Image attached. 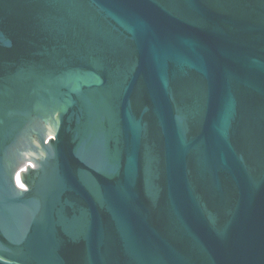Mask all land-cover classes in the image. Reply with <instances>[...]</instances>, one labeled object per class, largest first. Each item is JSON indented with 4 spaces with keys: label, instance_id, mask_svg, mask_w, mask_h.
I'll use <instances>...</instances> for the list:
<instances>
[{
    "label": "water",
    "instance_id": "water-1",
    "mask_svg": "<svg viewBox=\"0 0 264 264\" xmlns=\"http://www.w3.org/2000/svg\"><path fill=\"white\" fill-rule=\"evenodd\" d=\"M0 264H264V0H0Z\"/></svg>",
    "mask_w": 264,
    "mask_h": 264
},
{
    "label": "bare ground",
    "instance_id": "bare-ground-1",
    "mask_svg": "<svg viewBox=\"0 0 264 264\" xmlns=\"http://www.w3.org/2000/svg\"><path fill=\"white\" fill-rule=\"evenodd\" d=\"M52 132H53V127L51 124H48V128H47V134H49V136L52 135ZM30 163V161H28ZM31 165V164H30ZM33 165V164H32ZM22 167V166H20ZM21 170H24V167H22ZM21 170L17 173V177L16 179L18 180V182L20 183V185L23 186L22 182L20 181V177H21ZM24 187V186H23Z\"/></svg>",
    "mask_w": 264,
    "mask_h": 264
},
{
    "label": "built area",
    "instance_id": "built-area-1",
    "mask_svg": "<svg viewBox=\"0 0 264 264\" xmlns=\"http://www.w3.org/2000/svg\"><path fill=\"white\" fill-rule=\"evenodd\" d=\"M25 164H31V163H29L28 161H26V162L24 163V166H25Z\"/></svg>",
    "mask_w": 264,
    "mask_h": 264
}]
</instances>
